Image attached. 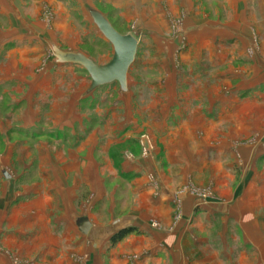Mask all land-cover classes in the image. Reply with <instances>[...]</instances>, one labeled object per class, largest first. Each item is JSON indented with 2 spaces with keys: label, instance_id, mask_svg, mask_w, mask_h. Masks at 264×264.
<instances>
[{
  "label": "crops",
  "instance_id": "1",
  "mask_svg": "<svg viewBox=\"0 0 264 264\" xmlns=\"http://www.w3.org/2000/svg\"><path fill=\"white\" fill-rule=\"evenodd\" d=\"M225 1L233 18L213 26L211 34L206 36L208 39H205V45L214 53L209 61L212 65L222 64L228 58L236 59L234 56L238 55L243 57V62L253 64L251 72L255 79L247 83L251 72L248 74L250 78L242 74L218 73L215 79H222L224 82L239 80L235 88L226 95L224 103H227L228 108L220 103L221 111L226 110L228 114L229 105L236 102L237 96L248 91L249 97L244 101L250 105L245 110L248 112L252 107L255 110H264V89L258 88V85L264 84V59L257 53L253 58L247 56L249 51L253 52V31L258 34L260 31L264 32V0ZM45 6L56 10L51 24L43 19ZM61 9L58 0H0V96L13 98V102L4 110V118L10 123L12 117L16 116V106H19L20 117L16 119L21 122V128L31 132L33 128H41L38 112L49 106L53 118L57 120L52 124L45 122L46 127L42 125V133L27 137L23 141L26 144L27 140L35 137L42 145L49 144L46 140L55 144L56 139L52 132L59 127L60 113L77 109L81 100L90 102L89 106H101V102L104 104V99L100 100L95 90L108 84L92 89L90 74L84 66L72 60L70 55L80 54L90 58L83 53L63 51L58 47L55 34L67 20L66 14H61ZM91 12L96 10L88 12L93 20ZM253 17L256 19V28H252ZM93 23L98 28L94 20ZM259 38L264 51V34L261 33ZM223 49L227 52L223 53ZM44 62L48 64L42 66ZM76 66L86 72L75 71ZM118 85L121 94L129 92L128 76L125 89L119 83ZM253 98L258 99L257 103ZM223 99L225 98L220 100ZM213 107L211 112L214 111ZM97 109L98 116L95 118L100 120L98 129L100 134L107 136V126L104 125V119H101L102 111ZM237 109L233 108L234 121L238 114L246 112ZM200 115L202 118L205 116ZM213 122L215 121L210 124L211 128L217 126ZM260 129L258 134L264 138V127ZM97 131L87 135L78 150L68 139V161L61 168L59 164L65 158L60 152L49 154L43 148L41 155L38 152V158H30L31 153L27 154V171L34 159L39 161V179L33 183L23 182L29 176L27 171L16 176L11 172L10 167L14 162L12 148L6 149L0 156V264H264V218L252 215L250 209V203L256 202L245 203V215L241 216L235 209L236 205L232 204L233 199L225 202L203 201L197 200L191 194L177 195L172 189L170 175H165L159 166L155 165L154 168L140 159L133 162L125 159L119 167L122 173L138 174L132 188L140 202L132 217L115 220L112 218L108 224L97 226L96 218L91 214L92 206L109 192L102 174L107 170L116 171L113 163L107 161L106 149L100 150L103 154H99L105 156V160L107 158L104 164L107 168L102 169L101 163L95 161V151L100 142ZM127 140L120 139L118 142L124 143ZM151 140L155 144L158 141L164 145L169 152L165 154L169 163L176 166L184 160L186 154L183 147L187 144V139ZM204 143L206 146L197 143L196 150L200 160L206 152L214 151L213 146L207 145L208 141ZM262 143L257 159L264 157ZM108 144L112 142L107 140L105 147ZM170 148L176 151L175 157ZM82 153L85 154L84 157L80 156ZM20 158L22 157L18 155V162ZM214 165L216 164L212 163L209 166ZM152 170H155L157 179L163 182L157 184L156 180H150L149 174ZM216 171L212 169L211 172L214 183L219 178V172ZM155 172L152 171V174ZM219 188L217 185L215 190L220 195L222 189ZM253 188L260 191L264 186L256 184ZM83 191L94 193L93 198L96 201L84 202V211L81 212L77 210V193ZM229 191L225 187L227 198ZM178 202L182 216L177 221L174 212ZM247 206L250 209L248 212ZM155 217L158 222L153 220ZM85 220L91 223L87 234L80 229ZM155 223H159V227ZM237 225L239 230L236 229ZM125 228L133 231L112 245V237Z\"/></svg>",
  "mask_w": 264,
  "mask_h": 264
},
{
  "label": "rangeland",
  "instance_id": "2",
  "mask_svg": "<svg viewBox=\"0 0 264 264\" xmlns=\"http://www.w3.org/2000/svg\"><path fill=\"white\" fill-rule=\"evenodd\" d=\"M58 1L62 6L61 14H66L67 17L66 24L59 27V32L55 34L58 47L63 51L83 53L97 66L107 65L112 60L113 46L95 26L89 16V10H96L97 13L107 17V20L122 35H131L137 39L139 42L137 55L128 73L129 92L121 94L118 83L114 82L95 90L98 98L104 99V104L96 102L101 106H89L90 102L81 100L77 109L61 112L59 127L52 132L57 140H55L56 145L47 140L49 144L42 145L35 140L36 137L27 140V144L23 143L27 137L41 134V128L44 130L46 127L45 122L50 124L57 122L49 106H45V110L38 112L39 125L42 123L44 128L40 125L41 128H33L30 132L21 128V122L16 119L20 117L19 106H16L14 110L16 116L12 117L10 123L6 121L4 110L13 102V98L0 96V121L2 122L0 156L6 152V149L12 148L14 162L10 170L13 175L16 176L22 171L26 172L29 168L27 154L31 153L30 158L36 156L38 158V152L41 155L43 148L49 154L60 152L65 161H61L59 167H63L68 161V139L78 150L84 138L98 130L97 139L100 142L95 151V161H99L102 169H106L104 164L108 158L107 161L113 163L116 171L107 170L104 175L102 174L109 192L92 206L91 214L96 218L97 226L108 224L112 218L114 220L130 218L135 207L139 205L140 198L135 196L132 188L138 174L132 172L125 174L119 169L120 163L125 159L130 162L140 159L150 163L154 168L155 165L159 166L165 175L171 176L172 189L177 195L191 194L197 200L203 201L225 202L233 199L232 204L236 205L235 209L239 212L237 214L241 216L245 215L243 213L245 203L256 202V204L250 203L252 215L264 218V188L260 191L253 188L256 184L264 186V157L256 158L260 143L263 142L261 148L264 146V138L258 134L261 132L260 128L264 127V110H260L262 108L255 110L252 107L250 111H246L250 105L244 101L249 97L250 91H248L237 96L236 102H232L234 105H229L228 114L226 110L221 111L220 103L228 108L227 103H224L227 99L226 95L228 91L235 88L239 80L224 82L222 79H215L218 73H234L242 74L247 78L251 75L247 82L250 83L255 79L251 72L253 64L243 62V57L235 55L234 60L228 58L225 63L212 65L209 57L214 53L205 45V39H208L206 36L211 34L213 26L233 18L227 1ZM44 8L43 19L47 24H51V18L56 10L50 6ZM255 22L256 19L253 17L252 28H256ZM261 33L264 34L263 31L259 34L253 31L251 35L253 52L249 51L247 55L250 58L257 53L264 59L259 38ZM224 51L227 52L226 49L222 50L223 53ZM216 52L217 50L215 54ZM47 64L44 62L42 66ZM74 69L78 72H86L81 67L76 66ZM258 88L264 89V84L258 85ZM223 97L225 99L220 100ZM253 99L257 103L258 99ZM212 107L213 112H211ZM97 108L102 111L101 119H104V125L107 126V136L100 134L98 129L100 120L95 118L98 116ZM233 108H240L243 111L246 109V112L238 114L234 121ZM200 114L205 116L202 118ZM206 117L208 119H205ZM228 117L229 120H227ZM212 121H215L213 124L217 126L211 128ZM182 138L187 139V144L183 147L186 154L185 161L182 160L180 165L175 164L176 166L168 162L169 159L167 160L165 154L169 152L164 145L158 141L155 144L151 140ZM120 139L128 140L121 143L118 142ZM107 140H110L112 144L105 147ZM205 141L209 142L207 145L213 146L214 151L206 152L204 158L200 160L196 150L197 143L206 146ZM103 149L107 152L106 160L105 156L102 157L99 154H103L100 151ZM169 150L174 152V155L170 154V156L175 157L176 151L171 148ZM85 154L82 153L80 156L84 157ZM18 155L22 157L19 162ZM202 161L204 166L201 167ZM207 162H209L208 165H206ZM38 163L39 161L34 159L30 170L27 171L29 176L25 177L26 181L23 182L33 183L39 179ZM212 163L218 165L220 169H217L216 165L209 166ZM212 169L219 172L218 181L215 183L211 180ZM152 171L155 172V170ZM152 171L149 174L150 180H156L157 184L163 182L158 180L156 172L152 174ZM215 185H219V189H222L220 195L215 190ZM225 187L230 190L228 198L225 196ZM93 196L94 193L78 192L77 210L83 212L82 205L87 200L95 202L96 198ZM250 209L246 207L247 212ZM181 212L178 202L174 212L177 221L182 216ZM156 219L155 217L153 220L158 222ZM155 224L158 227L160 225ZM236 229L239 230L238 225Z\"/></svg>",
  "mask_w": 264,
  "mask_h": 264
},
{
  "label": "water",
  "instance_id": "3",
  "mask_svg": "<svg viewBox=\"0 0 264 264\" xmlns=\"http://www.w3.org/2000/svg\"><path fill=\"white\" fill-rule=\"evenodd\" d=\"M91 15L99 30L113 46V58L104 66H97L93 61L80 54H71L70 58L86 68L92 79V89L114 82H118L125 89L129 69L137 55L138 41L131 35L119 33L101 14L91 12ZM90 228V222H83L80 227L84 234H87Z\"/></svg>",
  "mask_w": 264,
  "mask_h": 264
},
{
  "label": "trees",
  "instance_id": "4",
  "mask_svg": "<svg viewBox=\"0 0 264 264\" xmlns=\"http://www.w3.org/2000/svg\"><path fill=\"white\" fill-rule=\"evenodd\" d=\"M113 26V25H112ZM114 27V26H113ZM115 28V27H114ZM111 44V43H110ZM138 51V50H137ZM131 68V67H130ZM130 70V69H129ZM133 230L131 228H125L118 233H116L112 239L111 243L112 245H115L116 243L120 242L123 238H125L128 234H130Z\"/></svg>",
  "mask_w": 264,
  "mask_h": 264
}]
</instances>
